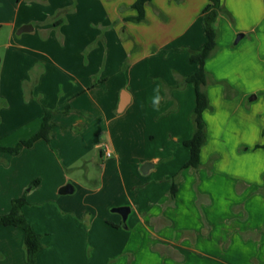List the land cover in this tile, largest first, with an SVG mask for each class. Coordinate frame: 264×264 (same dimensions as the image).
<instances>
[{"label": "crops", "instance_id": "0c3cea01", "mask_svg": "<svg viewBox=\"0 0 264 264\" xmlns=\"http://www.w3.org/2000/svg\"><path fill=\"white\" fill-rule=\"evenodd\" d=\"M135 1L0 0V146L33 135L45 109L54 123L49 141L0 152V214L34 193L49 203L38 222L22 207L42 237L36 264H264V0H225L241 23L227 21L231 39H246L205 61L197 168L183 167L195 108L184 78L198 69L188 54L206 40L208 0H150L145 21ZM170 137L187 149L174 166ZM88 154L102 170L85 173L94 188L58 197L67 183L75 191L68 171ZM126 205L123 220L112 209ZM15 228L0 225V264L24 239Z\"/></svg>", "mask_w": 264, "mask_h": 264}, {"label": "trees", "instance_id": "16d2710c", "mask_svg": "<svg viewBox=\"0 0 264 264\" xmlns=\"http://www.w3.org/2000/svg\"><path fill=\"white\" fill-rule=\"evenodd\" d=\"M179 1V0H177ZM150 0H136L133 6L137 9L138 15L135 21L144 20V5ZM224 7L221 0H208L202 11V18L205 28L206 40L199 50L189 51L188 60L196 63L198 69L184 78V83H189L194 88L195 108L192 119L194 129L191 137L183 141L189 150V158L184 163V168H197L200 165V150L206 142V128L202 118L203 111L211 109L209 98L203 85L206 84L207 72L205 71V61L211 57L217 49V30L214 26L219 13ZM67 109V108H66ZM65 109V110H66ZM53 112L45 109L40 128L28 139L20 140L12 146H0V152L18 153L23 147H30L38 139L49 141L54 123L51 120ZM34 181L31 186L35 185ZM174 188H172L173 190ZM27 204L24 196L15 198L11 201L9 212L0 214V225L15 226L20 228L24 234V250L26 264H36V255L43 248L41 234L36 232L22 213V207Z\"/></svg>", "mask_w": 264, "mask_h": 264}, {"label": "rangeland", "instance_id": "374dc122", "mask_svg": "<svg viewBox=\"0 0 264 264\" xmlns=\"http://www.w3.org/2000/svg\"><path fill=\"white\" fill-rule=\"evenodd\" d=\"M175 1L177 2V0H175ZM228 1L232 4L236 3L235 0H228ZM221 6L224 8L222 9L221 13H219L221 15L219 18L216 19L215 24H214V26L217 30V49L214 52V55L222 49H226V50L229 49L230 50V49H235V48L240 47L241 43L238 42V43L234 44V40L236 39L237 34L243 33L242 31L238 32L236 34L235 38L231 39L232 33L227 26V21H230L232 24H239L240 25L241 23H240V20L238 18L236 20L234 14H232V12H231V14L228 12V10L226 9L228 7L225 4V0H221ZM158 16L161 20H166V17L162 13H160V14L158 13ZM221 18H223V19H221ZM143 21H145V20H143ZM202 23H203V18H202ZM248 24L250 25L251 21H248ZM249 25H247V26H249ZM8 34H9V28L7 26H3L0 29V55L3 54L4 43H6L8 40ZM247 35H246V37H247ZM244 39H246V38H243V40ZM262 78H264V76H262ZM210 84H214V85H217V87H220L221 89H225L227 87L226 85H228L229 83L226 81H223V80H217L215 82L211 81ZM190 91H191V96H192L193 91L189 90V95H190ZM183 93H184V96L188 98V94H186L188 92H183ZM250 96L251 95H249L248 98ZM247 103L252 104V103H254V101L247 102ZM170 142H173L172 145H174V156H175V158L172 159L173 161L172 160L170 161V165H173L174 162H176V161L178 162V160H180L181 153L186 148L183 145L179 144V142L172 140V137H170ZM90 158H91L90 154L86 155V157H84L82 160H80V162L78 163V167L69 169V171H68L69 174L74 176L79 181V183L77 185H75V191L71 194H64V195L58 194L59 195L58 197L73 196V197H77L79 199V198H82L83 195L86 194L89 189L92 190V188H94L95 185H93L92 183H89L87 181L85 173L87 171L89 179H93V180L96 179L97 180L100 178L102 170L96 164L92 163ZM107 188H108V185H107ZM27 202H28V204L25 206V211L28 212V216L36 222H38L39 213H40V210L42 208H44V207L51 208L49 203H45L46 201H44V202L41 201L40 194H38V193H34L32 196V199L27 198ZM15 231H18V232L23 234V232L20 228H15ZM50 232H52V231H50ZM43 238L44 239L48 238L49 240H52V239H54V235H53V233H50V235H47L46 237L43 236ZM8 256L9 257H6V260L4 261L3 264H25L26 259H25V250H24L23 239L18 240L17 237L15 238V247L13 249V254L11 255L9 253ZM1 259L3 260L2 255L0 254V262H1Z\"/></svg>", "mask_w": 264, "mask_h": 264}, {"label": "water", "instance_id": "95a60500", "mask_svg": "<svg viewBox=\"0 0 264 264\" xmlns=\"http://www.w3.org/2000/svg\"><path fill=\"white\" fill-rule=\"evenodd\" d=\"M242 36H243L242 33L237 34L236 39L234 40V43H237L241 39ZM249 98L252 100V99L255 98V95H251ZM73 191H74V187L70 183H67L65 185H62L58 189V193L59 194H62V195H64V194H70ZM112 211L119 213L121 215L122 219L125 220L126 217H127V215H128V213H129V211H130V207L127 206V205L126 206L114 207L112 209Z\"/></svg>", "mask_w": 264, "mask_h": 264}, {"label": "clouds", "instance_id": "9594fccd", "mask_svg": "<svg viewBox=\"0 0 264 264\" xmlns=\"http://www.w3.org/2000/svg\"><path fill=\"white\" fill-rule=\"evenodd\" d=\"M160 88L157 87L156 89H154L155 95L152 98V105L154 106V108L159 107V105L161 104L162 100L164 99V97L160 94Z\"/></svg>", "mask_w": 264, "mask_h": 264}, {"label": "built area", "instance_id": "2783aa9c", "mask_svg": "<svg viewBox=\"0 0 264 264\" xmlns=\"http://www.w3.org/2000/svg\"><path fill=\"white\" fill-rule=\"evenodd\" d=\"M110 155V151L106 148L105 150V156H109Z\"/></svg>", "mask_w": 264, "mask_h": 264}]
</instances>
